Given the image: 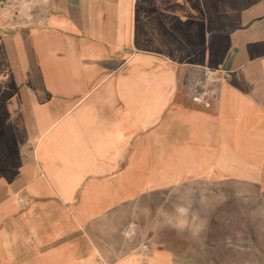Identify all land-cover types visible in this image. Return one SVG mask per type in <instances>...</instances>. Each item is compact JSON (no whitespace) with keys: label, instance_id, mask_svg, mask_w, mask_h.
Masks as SVG:
<instances>
[{"label":"crops","instance_id":"crops-1","mask_svg":"<svg viewBox=\"0 0 264 264\" xmlns=\"http://www.w3.org/2000/svg\"><path fill=\"white\" fill-rule=\"evenodd\" d=\"M5 1L0 264H264V0Z\"/></svg>","mask_w":264,"mask_h":264},{"label":"built area","instance_id":"built-area-1","mask_svg":"<svg viewBox=\"0 0 264 264\" xmlns=\"http://www.w3.org/2000/svg\"><path fill=\"white\" fill-rule=\"evenodd\" d=\"M4 6L5 15L7 17L9 15H13L17 17H25L26 19H28L32 12V5L29 0H7L4 2ZM197 88L198 86L196 85L194 88V100L197 103L209 107L211 105L210 98L214 94V90L207 89L204 91H198ZM139 264H147L146 256L143 257Z\"/></svg>","mask_w":264,"mask_h":264},{"label":"rangeland","instance_id":"rangeland-1","mask_svg":"<svg viewBox=\"0 0 264 264\" xmlns=\"http://www.w3.org/2000/svg\"><path fill=\"white\" fill-rule=\"evenodd\" d=\"M164 40V39H163ZM194 87V84L192 85V88ZM194 101V100H193ZM133 227H135L134 225H132ZM143 249L145 248V245H143V247H142ZM146 256V255H145ZM144 256V257H145ZM143 259V257L142 258H140L139 260L141 261ZM139 260H138V262H139ZM146 261L150 264V262H151V259H150V257H148L147 256V258H146Z\"/></svg>","mask_w":264,"mask_h":264},{"label":"bare ground","instance_id":"bare-ground-1","mask_svg":"<svg viewBox=\"0 0 264 264\" xmlns=\"http://www.w3.org/2000/svg\"><path fill=\"white\" fill-rule=\"evenodd\" d=\"M76 95V94H75ZM28 137V136H27ZM112 177V176H111Z\"/></svg>","mask_w":264,"mask_h":264}]
</instances>
